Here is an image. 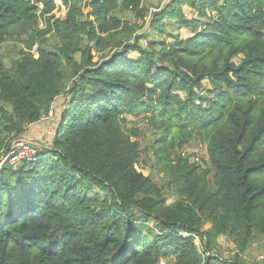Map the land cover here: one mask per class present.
<instances>
[{
  "label": "trees",
  "instance_id": "obj_1",
  "mask_svg": "<svg viewBox=\"0 0 264 264\" xmlns=\"http://www.w3.org/2000/svg\"><path fill=\"white\" fill-rule=\"evenodd\" d=\"M61 1L65 18L54 0H0V47L20 46L8 67L0 52V151L64 93L35 161L0 166V264H246L216 248L264 234V0H172L147 50L120 17L142 0ZM141 115L169 205L143 175Z\"/></svg>",
  "mask_w": 264,
  "mask_h": 264
},
{
  "label": "rangeland",
  "instance_id": "obj_2",
  "mask_svg": "<svg viewBox=\"0 0 264 264\" xmlns=\"http://www.w3.org/2000/svg\"><path fill=\"white\" fill-rule=\"evenodd\" d=\"M56 4V9L54 10L53 14L55 18H65L67 13V9L63 5L61 0H54ZM172 0H142V4L140 8L142 9V16L141 14H136L132 11H127L122 14L121 20L131 22L132 24L137 25V30L132 34L130 37H124L125 41H129V44H132L135 39L134 37L140 34L144 36L140 40V46L142 49L147 50L148 43L150 40L160 39L159 37L155 36L150 30V23L152 14L158 12L159 10H164L170 4ZM182 10L187 18H195V14L185 5L182 6ZM165 29L167 34L164 35L167 41H170V35H176L177 31L174 27V22H170L165 20ZM42 28V26H40ZM183 36H188L189 34L185 33L184 30L179 31ZM46 44L44 48L50 51L57 52V48H59V42L54 34L50 33L46 37ZM20 49V46L15 43H4L0 47V52L3 56L4 63L8 67L11 64V61L17 58V52ZM131 58L137 57V53H132L129 55ZM240 58V57H239ZM63 67H65L64 61ZM54 104V113L53 118L44 123V124H34L24 129V132L19 136L20 139L24 140L25 142L29 143L30 145L34 146L38 150L42 151V146H46L52 139L53 136V129L56 126L55 119L57 114L62 109V100L64 93L61 94ZM142 115L137 118L127 117L129 122V126H136L139 129L140 136L138 138L139 147L141 150V160L140 163L142 164L144 161L147 164H142L143 175L150 176L152 180L162 188L163 190V197L165 198L166 203L169 205L176 200V197L172 194L171 188L168 186L167 179L165 176L160 175L158 166L156 165V161L152 156L151 147L156 139L155 135L145 124L143 120H141ZM158 134V133H157ZM199 146L198 149H193L194 155L198 158L202 156H206L205 147L200 142L197 143ZM194 148V146L192 147ZM6 148H2L0 151V157L2 154L5 153ZM146 150V151H145ZM211 179V177H210ZM212 180V179H211ZM196 245L199 246V240L195 241ZM217 253L226 259H232L235 254H238L242 260L245 261L246 264H264V234L257 236L253 239L249 245L241 251L238 247L237 243L233 242L232 239L220 236L217 238Z\"/></svg>",
  "mask_w": 264,
  "mask_h": 264
},
{
  "label": "built area",
  "instance_id": "obj_3",
  "mask_svg": "<svg viewBox=\"0 0 264 264\" xmlns=\"http://www.w3.org/2000/svg\"><path fill=\"white\" fill-rule=\"evenodd\" d=\"M53 117V112L49 111L47 114L42 115L38 120V124H44L48 122ZM33 124L24 126V129H27ZM199 148V146H198ZM40 150L25 142L22 139L17 140L11 147L10 150H7L0 157V166L5 162H9L11 165H16L20 162H34L38 156ZM186 151L181 152V156H185ZM198 157L194 158V161H197Z\"/></svg>",
  "mask_w": 264,
  "mask_h": 264
}]
</instances>
